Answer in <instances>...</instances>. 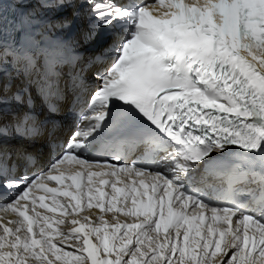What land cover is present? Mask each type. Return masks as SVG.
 Segmentation results:
<instances>
[{"label": "snow or ice", "instance_id": "1", "mask_svg": "<svg viewBox=\"0 0 264 264\" xmlns=\"http://www.w3.org/2000/svg\"><path fill=\"white\" fill-rule=\"evenodd\" d=\"M0 211V264H264V0H0Z\"/></svg>", "mask_w": 264, "mask_h": 264}, {"label": "bare ground", "instance_id": "2", "mask_svg": "<svg viewBox=\"0 0 264 264\" xmlns=\"http://www.w3.org/2000/svg\"><path fill=\"white\" fill-rule=\"evenodd\" d=\"M89 213V212H88Z\"/></svg>", "mask_w": 264, "mask_h": 264}]
</instances>
